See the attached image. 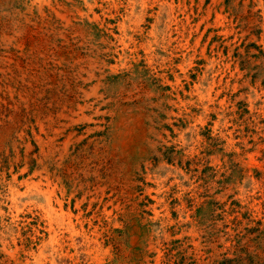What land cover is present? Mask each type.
Listing matches in <instances>:
<instances>
[{
    "label": "rangeland",
    "instance_id": "1",
    "mask_svg": "<svg viewBox=\"0 0 264 264\" xmlns=\"http://www.w3.org/2000/svg\"><path fill=\"white\" fill-rule=\"evenodd\" d=\"M0 264H264V0H0Z\"/></svg>",
    "mask_w": 264,
    "mask_h": 264
},
{
    "label": "bare ground",
    "instance_id": "2",
    "mask_svg": "<svg viewBox=\"0 0 264 264\" xmlns=\"http://www.w3.org/2000/svg\"><path fill=\"white\" fill-rule=\"evenodd\" d=\"M21 15V14H20Z\"/></svg>",
    "mask_w": 264,
    "mask_h": 264
}]
</instances>
